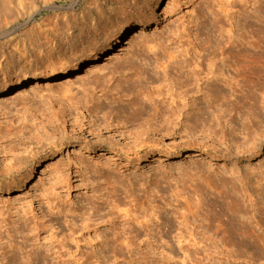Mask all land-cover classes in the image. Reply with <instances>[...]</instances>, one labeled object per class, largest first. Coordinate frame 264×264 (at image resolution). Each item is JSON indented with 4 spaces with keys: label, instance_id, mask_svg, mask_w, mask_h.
<instances>
[{
    "label": "rangeland",
    "instance_id": "obj_1",
    "mask_svg": "<svg viewBox=\"0 0 264 264\" xmlns=\"http://www.w3.org/2000/svg\"><path fill=\"white\" fill-rule=\"evenodd\" d=\"M168 1L171 8L163 12ZM139 21L149 24L143 28L145 34L133 40L126 36L123 47L99 69L85 66L38 87L29 83L26 92L0 107V152L7 153L0 155V179L7 177V169L18 158L26 169L35 167L29 183L26 170L12 172L11 176L21 175L14 190L0 187V223L5 219L2 225L7 224L0 230V254L9 255V244L28 240L23 261L51 264V258L31 261L28 252L33 245L58 239L64 240L72 256L77 244L83 251L95 249L102 264H264V137L260 136H264V75L256 73L258 66L264 67V0H0V93L17 85L18 79L92 59V53L114 43L113 34L126 22L138 32ZM160 36L165 38L161 48L148 51L150 41ZM169 52L190 63V70L195 61L203 62L204 68L209 59L217 67L225 65L224 74L233 81L231 90L223 92L230 97L225 103L217 101L220 112L208 107L207 98L197 102L209 119V124L197 125V133L177 127L174 138L149 134L154 142L138 160L126 153L138 144L136 128L129 126L128 114L123 113L136 89L129 79L139 75L152 80L154 70L161 77V69L155 67ZM219 85L223 87L222 81ZM81 92L86 101L79 100ZM63 94H75L73 100L78 95L76 109L74 101L73 108L62 104ZM243 95L249 103L241 100ZM214 111L219 119L212 117ZM59 113L66 122L61 123ZM74 119L85 125V131L77 127L73 132ZM106 122L111 125L107 131L102 129ZM98 124L101 142L91 133ZM114 126L124 135L115 133ZM231 132L235 144L230 142ZM246 134L250 142L260 137V147L237 155L235 148ZM28 147L40 155L31 160ZM192 153L199 154L189 156ZM126 213L139 224L128 227L122 223L127 218L115 219ZM89 216V233L80 238L79 226ZM151 218L159 227H152L149 235L140 226ZM112 227L123 247L109 242V252L100 258L102 243L95 233L105 231L111 239ZM158 230L165 238L154 237ZM75 238L80 240L77 244ZM86 238L91 240L89 246L83 242Z\"/></svg>",
    "mask_w": 264,
    "mask_h": 264
},
{
    "label": "bare ground",
    "instance_id": "obj_2",
    "mask_svg": "<svg viewBox=\"0 0 264 264\" xmlns=\"http://www.w3.org/2000/svg\"><path fill=\"white\" fill-rule=\"evenodd\" d=\"M171 5H172V2L168 1L163 12L167 11L168 9H170ZM112 13H114L113 9L108 10V14L109 15H111ZM95 15H97V14H95ZM97 16H98V18H101V17H99L100 15H97ZM141 19H142V21L146 20V17H143ZM91 21L94 22L93 28H94V31H96L97 28L95 26V23L97 21V18L93 15L91 17ZM138 23H140V27H138L139 29H138V32H137V30H134V27L128 25L129 22H126L122 27L118 28L115 31V33L113 34L112 41L115 40L114 43L107 45L105 47V49L103 51H101L100 53H98V51H96L95 53H92L93 54L92 57H91L92 59H88L86 62H82V61L76 62L75 64L69 65V67L67 69H63V70L55 69V67H52V69H50L49 71H45V72H43L41 74L32 75L29 78L18 79V81H16V83H15L17 85H12V86L8 87L6 90H4L2 93H0V107L2 106V104L4 105V103L9 101L14 95L22 94V93L26 92L27 89H26L25 86L27 84H29V83H31V85L35 84V86L38 87V86H40V82H49V81L55 80L57 78L69 77L72 73L82 70V68H84L85 66H88V67H86V68H89L87 70L99 69L101 67L102 62H105L107 60H111L112 59V56H111L112 53L114 51H116L117 49H119L120 47H123V45H124V43L126 41V36H131L132 37L131 39L133 40L134 38H136V37H138V36H140L142 34L143 35L145 34V33H142L143 32V28L148 26L149 24L145 23V22L141 23L140 21ZM128 30H130V33H129V35H126V32H128ZM172 34L175 35L174 33H172ZM176 36H178V34ZM179 38H180V35H179ZM164 39L165 38H163V37H161V38H157L156 37V38L152 39L150 41L151 42L150 44H152V45L150 47H147L148 51L152 52L153 50H155V51L159 50L161 48V46H162V43H163ZM145 43H146V41H145ZM165 57H164L165 59L163 58V60L156 59L157 61L159 60L160 62L158 61L159 64L155 68L161 69V71H162V76L161 77L159 76V78H157V76H155V75H157L158 72H156L154 70L153 71L154 79H152V80L148 79V78H145V76L141 77L139 75L138 76L135 75L134 79L133 78L129 79V81H132L131 84L134 85L136 87V89H135V93H131L129 95L131 97V99H130L128 105H127V108L125 109V111H123V113L128 114L127 117H126V120L128 121L129 126L132 127V128H136L135 141L138 144L133 146L132 149L129 148L126 151V153L136 155L138 160L140 159L139 156H140V153L143 151V149H145V147H149L150 148L152 146V145H150V141H153V137H152L153 135L158 134L162 138H168V137L174 138V136L176 135V133H174V130L177 127H180L181 129L184 128L182 131L183 132H187V130H189L190 128L195 131L198 124H201L203 126V123H206L209 119H206V118L203 117V115H202V112H203L202 111V107H201V105H199L200 103L199 104L197 103L198 101L202 102V101H204L207 98L208 107L213 108L215 111H216V107H218L217 110L220 109L219 110V112H220L222 107L219 108L220 104H217V101L223 100L224 103H225V102H227V100L230 97V95H226L227 93H224L225 91L223 92L224 89L225 90H227V89L231 90V88H232L231 87L232 86L231 83L233 81V79L231 77L230 78L226 77V75L224 74L225 65L217 67L215 65V61L209 59V62L206 63L205 68L203 67V62L195 61L192 64L193 68L190 70L189 69L190 63H187L185 60L182 61V60L178 59L179 57L174 55L173 52L172 53L171 52L167 53L165 55ZM130 59H131L130 61H132V58H130ZM263 68H264L263 66H258L256 68V73H258V74L263 76L264 75ZM169 71L173 75H170V73H168ZM225 77H226L227 80H223V79H225ZM104 78H105V76H104ZM220 81H222V83H223L222 86L223 87H220V85H219ZM81 84H83V86L82 85L81 86L83 87L82 89H84V90H85V87H88L84 82L81 83ZM84 90L82 92L85 93ZM82 92H81V95H83ZM66 95L68 96L69 94H66ZM70 95H72V96H70V97L68 96L67 97V96H65L63 94V103L62 104L63 105L65 104L66 106L65 105L64 106L66 108L67 107L73 108L74 107L73 101L75 99L77 100L76 97H78V95L76 97L74 96L75 98L73 100L72 97L75 94H70ZM84 96L85 95L80 96L82 98H80L79 100L80 101H81V99L85 100L86 98ZM60 99H62V97ZM248 99L249 98H248L247 95H243L241 100L243 102L249 103ZM79 100H77V101H79ZM75 101H74V103H75ZM78 103H80V102H78ZM63 105H60V106H63ZM76 105H77V102L75 103V109H76ZM79 105L81 106V104H78V106ZM64 106H63L62 109H66ZM69 108H67V109H69ZM61 111H60V113H64L65 110H63L62 112ZM71 111H72V109H71ZM71 111L70 112L67 111L66 113L69 112L68 114L70 115L72 113ZM93 111H94L95 116H96L97 114H96L95 110H93ZM96 111H97V109H96ZM215 111L212 113L213 114L212 117L216 118V119H219L218 115H214ZM74 112L75 111H73V113ZM216 112H218V111H216ZM224 112H227V110L225 109ZM224 112L222 113L223 115H224ZM191 113H194L195 115H193V114L191 115ZM68 114H66V115H68ZM60 116H61L60 119H62L61 123H63L64 119L62 118L61 114H60ZM191 116H195V118L191 117ZM103 117H105V116H103ZM69 118H71V117H69ZM53 119L55 121V118H53ZM53 119L51 121H53ZM78 120H76V119H74V121L72 120L73 123L70 121L72 124L70 122H67V123H70V126L72 127V130H73L74 133H76L77 130L82 131L83 128L85 127V125L82 124V122H79ZM51 121L49 120L50 123L49 122H47V123L50 124V125L51 124L53 125V123ZM212 121H214V120L212 119ZM64 122H66V121L64 120ZM98 122H100V120ZM103 122L104 121H102L101 123H103ZM112 122H111V124H112ZM116 123H117L116 126H118L119 122L117 121ZM207 123L209 124V121ZM225 123H226V121H225ZM228 124L230 125V121H229ZM125 125L127 126V124H125ZM43 126H45V125H43ZM110 126H109V124L108 125H103L102 129L107 131V129ZM171 126H172V128H171ZM198 126H200V125H198ZM77 127L79 129L76 130ZM96 128L97 129H95V132L93 131L94 128L92 129V132L90 131L91 130V128H90L89 133L90 132L92 134L94 133L96 135V137L99 139L100 137L103 136L102 135V129H101V126L99 124H98V126H96ZM114 128H115V130H114L115 133L117 132V134L119 133L120 135H124V134H122V132H119L118 129H120V127H115L114 126ZM53 129H55V128H53ZM64 129H63V132H65ZM56 130L59 131V129H57V128H56ZM61 130H62V128H61ZM96 130H97V133H96ZM208 130H211V129H208ZM208 130L206 129V131H208ZM83 131H85V130H83ZM128 132H131V131L128 130ZM219 132L221 133V131H219ZM195 133H197V131H195ZM222 133H224V132H222ZM45 134H43V135H45ZM64 134L66 135V132ZM149 134L152 135L151 136V140H150ZM207 134H208V132H207ZM222 135H220V136L222 137ZM27 136L29 137V135H27ZM50 136H51V134H50ZM229 136L231 137V141L230 142L235 144L234 133L233 132L229 133ZM260 136L264 137L262 135H260ZM32 137H34V136L32 135ZM39 138H38L37 141H39ZM48 139H49V136H48ZM62 139H63V137L61 138V140ZM250 139L251 138H249V135L246 134V136L243 138V141L240 144H237L238 147L235 148V150L237 151L236 152L237 155L239 153L246 154L249 151L255 152L256 150H258V146L260 147V144H261V140H260L261 138L259 137V139H257V140L255 138H252L251 142H250ZM40 140H42V139L40 138ZM162 140H159V142H161ZM50 141H51V139H50ZM99 141H100V139H99ZM256 141H258V142H256ZM146 142H149V143H146ZM249 142H250V144H249ZM36 143H38V142H36ZM236 143H237V141H236ZM36 145H38V144H36ZM50 146L51 147H55L56 144H51ZM115 146H116V143H115ZM42 147H44V145H42ZM234 147H236V145ZM173 148H175V147H173ZM32 150L33 149H31V151H30V148H29V150L26 151V152L30 151L29 153L32 154L31 160L36 158L41 153L40 151L33 152ZM2 151H4V150H2ZM10 151L11 150H9V152ZM6 152H8V151H6ZM192 154L193 155H189V156H194V154H195V156H198L199 153H192ZM0 155L2 157H4L5 155H7V153H5V155H4L2 152H0ZM179 155H180V153H178V156ZM154 159H155V157H154ZM21 160L18 158V160L15 161V165L11 166L9 169H7L8 173H5V174H7V177L4 178V179H0V187L2 189L6 190V192H9L10 190H14L15 187L17 186V184H18V181L20 180V176L21 175L18 174V176H11V174H13L12 172L16 173V172H24V171L28 170L27 174H26V177H25L26 183H29L31 181V179L33 178V176H34L35 167H31L29 169H26V166H27L26 163H22ZM86 168L87 167L84 166L85 170H86ZM58 179H59V177H58ZM59 181H60V179H59ZM58 213H61L60 210H58ZM127 214L128 213L124 214L123 216H121L120 214L115 215L116 216L115 219L118 220V219H121V218L122 219L123 218H125V219L127 218L122 223H124L125 225L128 224V227L132 226L133 224H135V225L139 224V223H137L136 220L133 219V216L131 214L130 215L132 217H130V215H127ZM90 217L91 216H89V218L86 219V222L82 223L79 226L80 231L83 233V234H81L80 238L84 237L85 233H89L88 232L90 230L89 229V222L91 221ZM163 220L164 219H162L161 222ZM4 222H5V219L2 220V223H0V230L3 228V226H7V224L2 225ZM36 224H37V222L34 225H36ZM73 225H74V223H72V226ZM94 225H99V223H96ZM117 226H119V225H117ZM74 227L75 226H73V228ZM140 227L146 228L148 230L149 235H150L151 231L153 230L152 227L153 228H155V227L158 228L159 226H158L157 223H152V218H151V219H148L146 222L142 223ZM113 229H115V227ZM116 230L117 229H115V231L113 232V235H112L111 239L107 238L108 235H107V237L105 236L106 233H107V232L105 233V231H104L105 235H104L103 231H102V233H97V234L95 233L96 240H100V243H102V246H100V249H99V253L100 252L101 253H100V256H98V257L101 258V254L104 255L107 252H109V251H107V247L109 246L108 245L109 242H111L113 244H116L120 248L123 247L122 243L119 242V234H118V232ZM2 235H3V233H2V231H0V242L3 240ZM153 235H155L154 237L158 236V238H160V240H161L163 233L158 230L157 233H154ZM54 237L55 236L53 234V235H51L50 239H53ZM163 237L165 238L164 235H163ZM8 238H10V240H8V242H7L9 244L12 241V238L9 235H8V237H6V239H8ZM74 240H75L74 242H76V244H77L78 241H80V240H78V238L77 239L75 238ZM89 240L90 239L87 240V238H86V240L83 241L84 244L88 245L89 244V242H88ZM63 241L64 240H60L59 241L58 239H54V241L50 242L48 245L47 244L46 245L45 244H43V245L39 244V245L31 246L30 252H28L30 254L29 255L30 260L32 261V260H37V259H40V258L47 260V259L51 258V262H50L51 264H102V261H101V263L97 261L96 256L99 255V254H98V252L96 254L95 249L92 248L93 250L92 251L90 250L91 252L83 251L84 249L80 250V247L77 244L76 251L74 252V254L72 256V254L69 251V249H67V244L64 243ZM90 243H91V240H90ZM26 245H28V240H23L21 244H15V245L9 244V246H8V247H10L9 255H6L3 252L4 255L2 256V259L0 260V264H27L25 261H23V257L24 256H23V253H22L24 251ZM74 245H75V243H74ZM84 247H85V245H84ZM90 247H93V245H91ZM0 249H1V247H0ZM3 253H1L0 255H2ZM75 255H77V257L79 255L80 258L79 259L77 258L78 260H75L74 259ZM107 255H105V257ZM144 255H146V252H145ZM65 256H67L68 258L65 259L64 258ZM105 257H103L102 259H104ZM75 258H76V256H75ZM91 258H96V259H93V260H96V261H91ZM103 261H105V260H103Z\"/></svg>",
    "mask_w": 264,
    "mask_h": 264
}]
</instances>
